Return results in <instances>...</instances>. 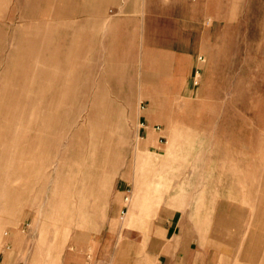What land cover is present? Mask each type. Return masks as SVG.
<instances>
[{
    "label": "rangeland",
    "instance_id": "1",
    "mask_svg": "<svg viewBox=\"0 0 264 264\" xmlns=\"http://www.w3.org/2000/svg\"><path fill=\"white\" fill-rule=\"evenodd\" d=\"M85 252L264 264V0H0V264Z\"/></svg>",
    "mask_w": 264,
    "mask_h": 264
},
{
    "label": "built area",
    "instance_id": "2",
    "mask_svg": "<svg viewBox=\"0 0 264 264\" xmlns=\"http://www.w3.org/2000/svg\"><path fill=\"white\" fill-rule=\"evenodd\" d=\"M154 130H159L160 127L159 125H156L153 127ZM131 201V192H130V189H126L125 192H124V195L122 197V202H123V206L120 210V214L121 215H124L128 209V205ZM79 264H98V260L94 259L92 256H91V253L89 252H85L84 253V257H83V261Z\"/></svg>",
    "mask_w": 264,
    "mask_h": 264
},
{
    "label": "crops",
    "instance_id": "3",
    "mask_svg": "<svg viewBox=\"0 0 264 264\" xmlns=\"http://www.w3.org/2000/svg\"><path fill=\"white\" fill-rule=\"evenodd\" d=\"M171 224L172 223L169 224V227L167 228V230L171 229ZM175 264H188V262L187 261L186 262L185 261H180V262H176Z\"/></svg>",
    "mask_w": 264,
    "mask_h": 264
}]
</instances>
